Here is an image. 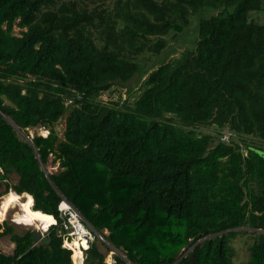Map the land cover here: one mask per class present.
Instances as JSON below:
<instances>
[{"label":"trees","instance_id":"16d2710c","mask_svg":"<svg viewBox=\"0 0 264 264\" xmlns=\"http://www.w3.org/2000/svg\"><path fill=\"white\" fill-rule=\"evenodd\" d=\"M203 9L220 12L198 21L194 47L149 67L167 59L163 37ZM253 12L264 0H0L2 194L25 193L33 212L56 219L46 245L0 224L13 244L0 264H73L58 235L61 199L107 232L109 247L91 242L83 264H105L111 250L123 255L114 264H232L236 230L264 232V21ZM143 64L131 101L100 100ZM210 126L217 136L196 131ZM37 128L46 137L19 134ZM223 129L260 145L220 138ZM243 264H264L257 236Z\"/></svg>","mask_w":264,"mask_h":264},{"label":"rangeland","instance_id":"374dc122","mask_svg":"<svg viewBox=\"0 0 264 264\" xmlns=\"http://www.w3.org/2000/svg\"><path fill=\"white\" fill-rule=\"evenodd\" d=\"M63 1H67V0H63ZM76 1H79L81 4L85 5L88 8H92V7H104L105 5L110 6L112 0L111 1L110 0H76ZM229 11L230 10L225 11V13H223V15H226ZM216 12H220V11L203 9L197 13L189 15V17L187 19V21H188L187 25L184 26L182 28L181 32L176 34V36L174 38H173V32H171V31L163 37V40L165 42V48L167 49L165 52V55H167V59H163V57H160V55L154 56L155 60H153V62L151 61V64H153V65H150L149 67L158 65L161 62H163L164 60H167V61L170 60L173 63L176 59H178L180 57L182 52L190 51L194 47V43H195V40L197 38L196 27H197L198 21L200 19L207 18L211 15H216ZM250 18H252L255 21V23L260 22V21H264V12H253L250 14ZM13 31L15 34H17L18 29L14 28ZM148 59H149V56L147 54H144L138 60L140 62L141 61L144 62V61H148ZM147 63H149V62H147ZM147 68L145 67V69H144V64L139 66L138 72L132 78V81L130 83H128L127 85H125L126 87L130 86V88H132L131 90H129V92H127L125 90V86L124 87L118 86L117 88H114L113 92H111L110 95L102 94L100 96V100L107 103V104H111V103H114V101H116V98L118 97L119 94L123 93L124 97L129 99L128 101H131L133 99V96L135 95L137 89H138V84L140 82V79L144 75L143 73L148 72L150 70ZM166 117H169V116L166 115ZM64 127H65V119L64 118H62L61 120H59L58 122H56L54 124V131L58 137L62 136V134L64 132ZM30 130L33 131L32 133L35 132L32 129H30ZM196 131L202 132V133L213 134L215 136H217L216 133H218L217 130L212 126L197 128ZM220 132H221L220 138H222V137H223V139L232 138L234 141H236L239 144H241L242 141L243 142H250L252 140L249 137H235V136L231 137V135H229L225 129L221 130ZM252 141H254L256 144L260 145L259 142H256L255 140H252ZM45 169H46V172L49 171L50 173H53L56 171L57 165H56V163H52V162L48 161ZM15 180H16V178L14 175H10L7 178L9 185L14 184ZM2 191H3V186L0 184V210L5 215L4 218H2V219L0 218V224L5 223L6 226L10 227L12 229L13 233L17 234V235H22L26 231L31 232L32 230H35V229H33V227H28V226H23V225L21 226V225H17V224L12 222L13 216H15L18 212V208H17L16 204H13L8 200L7 196L13 194L15 197L17 196L16 197L17 199H20L22 194L16 195L15 193H13L11 191L10 192L8 191V193H6V194H2ZM87 227H89V226L87 225ZM236 231L238 232V234L235 236L234 239H232L229 242V245L233 251L232 264H243L247 260L248 247L251 245L254 238L257 236V233H254L253 231L248 230L246 228H241V229L236 230ZM102 233L105 236L107 235L106 231H103ZM0 241H2L3 243L8 245L9 238H8V236H3V237H0ZM263 243H264V240H263ZM3 246H5V245L0 243V252L1 253H2V251H4ZM106 246H108L107 243H106ZM99 249L101 252H104L103 248L100 247ZM112 254L118 256L120 259L123 260V255L119 251L113 250ZM110 256H111V254L106 252L104 260L110 261V258H109Z\"/></svg>","mask_w":264,"mask_h":264},{"label":"built area","instance_id":"2783aa9c","mask_svg":"<svg viewBox=\"0 0 264 264\" xmlns=\"http://www.w3.org/2000/svg\"><path fill=\"white\" fill-rule=\"evenodd\" d=\"M121 97L123 98V93L121 94ZM35 132V135L40 137H46L48 132L43 128H37L32 129ZM26 135H24L22 132H19L20 136H22L26 141H30L33 136V131L26 130ZM57 165V164H56ZM46 171V169H45ZM47 173L50 174L49 171ZM57 211V219L59 220V230L58 235L62 238L61 248L67 249L70 251L71 255L73 253L74 247H70L72 244V240L76 239L79 242V246L75 247V249H80V252L82 253L85 251L89 244L93 241H96L97 243H102L106 245V242L104 240L105 235L99 234L94 232L90 227H87V225L84 223L83 219L79 215V213L65 200L61 199V201L58 203L56 207ZM56 224V219L53 221V225ZM48 229V228H47ZM47 229L45 231H40L41 235H44L47 232ZM257 233H264V232H257ZM83 243V244H82ZM112 251H109L108 253L111 254L110 261H105V264H114V261L112 260Z\"/></svg>","mask_w":264,"mask_h":264},{"label":"bare ground","instance_id":"6f19581e","mask_svg":"<svg viewBox=\"0 0 264 264\" xmlns=\"http://www.w3.org/2000/svg\"><path fill=\"white\" fill-rule=\"evenodd\" d=\"M7 197L8 200L11 203L16 204L18 208L17 214L13 216V223L21 226L33 227V229H37L39 231H45L50 225H53L54 217L52 218L49 215H43L39 212L31 211L30 206L32 205V198L29 195L23 193L20 199H17V196L15 197L13 194ZM4 217L5 215L0 210V218L2 219ZM78 246L79 242L76 239H73L70 246L72 248L74 247L71 256L73 264H82V253L80 252V249H75V247Z\"/></svg>","mask_w":264,"mask_h":264},{"label":"water","instance_id":"95a60500","mask_svg":"<svg viewBox=\"0 0 264 264\" xmlns=\"http://www.w3.org/2000/svg\"><path fill=\"white\" fill-rule=\"evenodd\" d=\"M108 114L107 110L102 111L93 121L94 125H98L103 118ZM60 142V139L57 140V143ZM264 240V234H258L257 235V245L261 248L262 247V243ZM29 241L33 244L36 243H41L43 245L47 244V238L43 235H41V233L35 229L31 231V234L29 236ZM189 261H192V257H189Z\"/></svg>","mask_w":264,"mask_h":264},{"label":"crops","instance_id":"0c3cea01","mask_svg":"<svg viewBox=\"0 0 264 264\" xmlns=\"http://www.w3.org/2000/svg\"><path fill=\"white\" fill-rule=\"evenodd\" d=\"M16 178V177H15ZM0 243L1 244H4L5 246H3V249H4V251H2V253H4V254H11V252H12V250H13V244L12 243H10V241H9V243H8V245L7 244H5V243H3L2 241H0ZM113 260V259H112ZM106 261V260H105ZM83 264V263H82Z\"/></svg>","mask_w":264,"mask_h":264},{"label":"clouds","instance_id":"9594fccd","mask_svg":"<svg viewBox=\"0 0 264 264\" xmlns=\"http://www.w3.org/2000/svg\"><path fill=\"white\" fill-rule=\"evenodd\" d=\"M31 207H32V205L30 206V209H31ZM51 217H52V216H51ZM52 218H53V217H52ZM53 220H55V219L53 218ZM50 226H53V225H50ZM50 226H49V227H50ZM49 227H48V228H49ZM39 232H40V231H39ZM40 233H41V232H40ZM258 234H262V233H258ZM258 234H257V235H258ZM263 234H264V233H263ZM44 235H45V234H44ZM44 235H43V236H44ZM70 257H71V255H70Z\"/></svg>","mask_w":264,"mask_h":264}]
</instances>
